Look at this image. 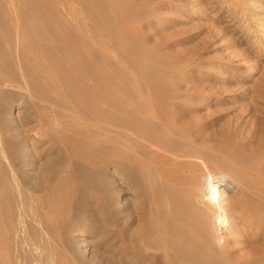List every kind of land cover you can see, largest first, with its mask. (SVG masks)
<instances>
[{
	"label": "rangeland",
	"instance_id": "rangeland-1",
	"mask_svg": "<svg viewBox=\"0 0 264 264\" xmlns=\"http://www.w3.org/2000/svg\"><path fill=\"white\" fill-rule=\"evenodd\" d=\"M62 32L67 41L55 42ZM262 33L264 0H0V170L16 173L17 189L2 191L16 195L7 203L15 218L13 264H128L120 256L132 253L143 264H166L165 255L175 251L181 264H264V215L239 219L242 207L225 217L215 213L216 222L208 215L205 229L193 227L200 237L175 236L174 223L151 227L155 215L173 207L163 191L180 188L167 178L183 182L187 171L133 131L125 133L122 103L141 107L137 92L165 98L164 121L142 120L157 144L188 138L184 147L210 161L201 171L203 181L213 172L205 196H215L220 207L240 201L244 192L230 163L220 162L217 142L241 146L256 133L254 147L264 138ZM64 42L71 43L68 56L60 53ZM87 64L109 78L115 107L101 99L89 109L84 96L102 91L74 70ZM161 122L166 130L155 131ZM221 174L227 176L218 182ZM258 191L245 193L255 200L245 210L264 206Z\"/></svg>",
	"mask_w": 264,
	"mask_h": 264
},
{
	"label": "bare ground",
	"instance_id": "bare-ground-1",
	"mask_svg": "<svg viewBox=\"0 0 264 264\" xmlns=\"http://www.w3.org/2000/svg\"><path fill=\"white\" fill-rule=\"evenodd\" d=\"M257 1V0H255ZM256 3V2H254ZM255 7V6H254ZM247 11V10H246ZM255 11V10H254ZM87 25V24H86ZM90 25V24H89ZM78 26V25H77ZM116 29V28H115ZM60 31V30H59ZM64 32V31H63ZM57 33L56 37H55V42H58V37H62L61 39H66L67 41V36L68 34H64V33ZM91 32V31H90ZM93 33V32H92ZM54 34V33H53ZM89 34V33H88ZM264 34V33H262ZM55 35V34H54ZM53 35V36H54ZM72 36V35H71ZM89 37V35H87ZM92 37V36H91ZM91 37H89L91 39ZM53 38V37H52ZM73 38V37H71ZM54 39V38H53ZM60 39V40H61ZM70 39V38H69ZM93 39V38H92ZM59 40V41H60ZM79 40V39H78ZM94 41V40H92ZM59 44V43H57ZM71 43H66L64 42V44H61L62 47L59 46L60 48V53H64V55L69 54L70 52V45ZM68 45V47H67ZM76 47V45H75ZM72 49V48H71ZM94 49V48H93ZM59 50V49H58ZM77 51H74V53ZM80 52V51H79ZM78 53V52H77ZM97 53V52H96ZM70 55V54H69ZM68 56V55H67ZM73 56V53H72ZM76 57V56H75ZM75 57H73L75 59ZM79 58V55L77 56ZM100 57V56H99ZM70 58V57H68ZM77 60V59H76ZM79 60V59H78ZM87 61V60H85ZM69 63H71L69 61ZM83 63V62H82ZM85 64V63H84ZM123 64V63H122ZM73 65V64H71ZM88 67H84L82 69V67L80 68H76V64H75V71H77L76 73H81L83 74L82 78H85L84 76H88L89 79L92 81L94 87L98 88L100 91H102V93L98 94H83L85 95L84 98L88 99V100H84V101H88L89 104V109H97L100 105V102L98 103V101H101V99H103L105 105H107L109 108H113L116 106V103L114 102L113 98H116L114 95H112V93L110 92V88L112 86L111 82L109 81V78L107 77V75H103V74H98L97 71L94 66H91L90 64H87ZM74 66V65H73ZM97 66V65H96ZM73 68V67H72ZM80 75V74H79ZM74 76V75H73ZM80 77V76H78ZM87 77V78H88ZM86 78V79H87ZM70 79V78H69ZM84 80V79H83ZM83 82V81H82ZM81 87V86H80ZM93 87V86H92ZM97 91V90H96ZM82 92V91H80ZM143 94L137 92L136 96L137 98L143 99V104L141 107H137V105L132 101V100H126L125 102L122 101V103H124V112L125 115L127 116V121L125 124V128L127 129H123L122 131H125V133H128L127 131L131 130L134 132L135 136L137 138H142L147 144H145L146 146H155L157 150H160L161 152H163V155H170L171 157H175L176 162L180 160V162L178 163V167L180 169H182V171H187V174L183 176V182H178L177 181V177L176 179L174 178L175 176L173 175L172 177H168L167 180H169L168 183L171 182L172 185H177L180 186V188H177L176 194L171 193V191H163V194L165 197H167V199L169 200L170 204L173 205V207L171 206V208H169V211L171 210V212L165 213L163 215H155V218H152V220L149 221L151 222V224H153L151 227H153L154 225H158L161 222H168V223H174L178 226L179 231L175 232V236H182V234L184 232H193V234H196L195 237L199 236L200 233H198L197 231L195 232L193 227H196L195 225H197V227H201V229H205L206 227V222H207V218L208 215H214L215 213H221L222 215L227 216V215H232V213L237 210L239 207H242L243 209L241 210L242 212V216L239 217V219H244L245 216H252L253 218L257 219V217H259V214L264 215V206L261 205V207L257 208L256 207H249L247 208V210H245V207H248L250 203H253L254 198L250 199V197L246 198V192L248 191V189H253L258 190V192H260V190H262V192H264V138L259 137L258 138V144L255 145L254 147L249 145V143L251 142V139H256V133L254 134H250L248 136H246V138H244L243 144L241 146H237L236 145V141L235 140H229L230 142H228V144L226 145V143L222 141L217 142L219 147V151L221 153V160H225L224 162L227 161V164L229 165L234 172V175L236 178L233 177L232 175V179L234 180V182L237 183V187L242 188V192H244V196H242V200L240 201H235L233 198V200L231 199L230 202L228 204H226L225 206H218V201L215 200V196L210 197V195L207 197V195L205 196L204 191L206 190L207 186L209 185H213V172H207V174L205 176L208 177V179L206 178L207 181H203V175L201 174L202 170L206 171V165L208 164L207 162V158L205 155H200V151L199 154L197 155L198 151L195 149H192L191 151L189 149L191 148H185L184 146H190L189 141L187 139H185L184 137L182 138V141L180 140V142H178L179 144L177 145H168L167 144H161L162 146L160 147L159 144H157L158 142L156 141V138L149 132L152 130L148 128V124H145L143 120V116H148V115H152V118H157L160 119L161 118V114H160V109H162V105L159 104L164 103V101L162 102L160 98V95L158 97L154 96V97H147L144 98L142 97ZM155 95V94H154ZM163 97V96H162ZM170 96H168L169 99ZM136 98V99H137ZM123 99V97H122ZM180 99V98H179ZM109 100V101H107ZM120 100V99H119ZM166 100V99H165ZM121 101V100H120ZM136 102V101H135ZM139 103V102H138ZM120 105V103H118ZM101 106V105H100ZM162 106V107H160ZM84 107V106H83ZM87 107V106H86ZM84 107V108H86ZM174 107V106H173ZM105 108V107H104ZM107 108V107H106ZM160 108V109H159ZM169 108V107H168ZM172 108V107H171ZM170 108V109H171ZM89 110V111H90ZM105 111H107L106 109H104ZM163 110V109H162ZM174 110V109H173ZM176 110V109H175ZM85 111L88 112V110L85 109ZM93 112V110H92ZM123 112V113H124ZM94 113V112H93ZM167 114V117L170 118V114L171 113H167L164 112L162 114V116L164 114ZM165 114V115H166ZM92 115V114H91ZM174 115V114H173ZM107 116V115H106ZM172 116V115H171ZM109 117V116H108ZM160 117V118H159ZM94 118V116H93ZM163 118V117H162ZM161 118V120H163ZM166 118V117H165ZM95 119V118H94ZM112 119V118H111ZM172 119V118H171ZM145 120V119H144ZM168 122H171L170 119H168ZM258 120V119H257ZM260 120V119H259ZM164 121V120H163ZM177 121V120H176ZM262 121V120H261ZM96 122V120H95ZM144 124H142V123ZM117 122H115L114 126L116 125ZM120 122H118L119 124ZM259 123V122H258ZM122 124V123H121ZM162 125H160V127L155 126L154 130L158 131L160 129H162L161 131L166 130L167 128V124L166 123H162ZM173 124V122H172ZM261 124V123H260ZM143 125V126H140ZM235 125V124H234ZM113 126V128H114ZM124 126V125H123ZM261 131L264 132V124L261 125ZM111 127V129H113ZM160 128V129H159ZM257 128V127H256ZM258 129V128H257ZM149 130V131H148ZM153 131V130H152ZM242 131V130H241ZM257 131V130H256ZM260 131V132H261ZM130 132V131H129ZM178 132V131H177ZM249 132V131H248ZM252 132V131H251ZM254 132V131H253ZM169 133V132H168ZM187 133V132H186ZM247 133V132H246ZM182 134V133H181ZM155 135V134H154ZM190 135V134H189ZM140 136V137H139ZM185 136V135H184ZM248 137V138H247ZM2 138V137H1ZM232 138V137H231ZM235 138V137H234ZM1 140V139H0ZM7 141V139H6ZM256 141V140H255ZM257 142V141H256ZM9 143V142H8ZM239 143V142H238ZM242 143V142H241ZM203 144V143H202ZM225 144V145H224ZM144 145V146H145ZM239 145V144H238ZM252 148V149H251ZM188 149V150H187ZM195 150V151H194ZM5 152V151H4ZM194 153V154H192ZM214 153V152H212ZM10 154V153H9ZM197 155V156H195ZM214 155V154H213ZM3 156V155H2ZM6 157V156H5ZM4 157V158H5ZM187 157H194L193 160L190 159L191 162H187L188 158ZM211 158H214L213 160H215V157L210 156ZM2 158V157H0ZM187 158L186 162L184 161ZM207 159V160H206ZM210 159V158H209ZM2 160V159H1ZM218 159H216V161H218ZM243 163V161H245ZM7 161V160H6ZM10 161V160H8ZM209 161V160H208ZM14 162V161H13ZM210 162V161H209ZM212 162V161H211ZM223 162V161H222ZM6 163V162H5ZM175 163V161H174ZM11 166L12 163L10 164ZM145 166V165H144ZM177 166V165H176ZM188 166V167H187ZM223 166V165H222ZM15 167V166H14ZM148 167V166H147ZM224 170H225V165L223 166ZM228 167V169L230 168ZM145 168V167H144ZM218 168H220L218 166ZM1 169V168H0ZM12 172L9 173H4L2 172V170H0V262H3L4 260H8L6 264H13V262L10 260L12 258V256L10 257V255L12 254V245L14 244V231L12 225L14 223V214H13V208L8 207V204L11 203L12 201L15 200L16 195L15 194H8L5 195L3 194L2 191L6 190H14L17 189V186L14 185L16 183L13 184V180L16 177V173L14 168H10ZM162 169V168H160ZM159 169V171H161ZM167 169V168H166ZM184 169V170H183ZM5 171V169H3ZM218 170V169H216ZM223 170V169H222ZM227 170V169H226ZM18 171V170H17ZM163 171V170H162ZM181 171V172H182ZM203 171V172H205ZM221 171V169L219 170ZM217 171V172H219ZM180 173V171H178ZM228 172V171H227ZM163 173V172H161ZM222 173V171H221ZM236 173V174H235ZM177 174V173H176ZM220 174V173H219ZM232 174V173H231ZM224 174H221L216 180H218V182L220 181V179L223 177ZM228 175V173H227ZM226 175V176H227ZM224 175V177H226ZM231 176V175H230ZM228 176V177H230ZM11 180H9V179ZM184 178L186 179V181L184 180ZM231 178V177H230ZM203 179V180H202ZM179 180V181H181ZM214 180V181H216ZM20 181V180H19ZM24 182V181H23ZM216 183V182H215ZM229 183V182H228ZM233 184V182H232ZM219 185V184H218ZM64 186V185H63ZM69 186V185H68ZM16 187V188H15ZM48 187V186H47ZM65 187V186H64ZM67 187V186H66ZM211 187V186H210ZM169 188V187H168ZM209 188V187H208ZM213 189V188H211ZM176 190V189H175ZM233 190V189H232ZM15 191V190H14ZM213 191V190H212ZM220 191V190H219ZM61 192V191H60ZM206 192V191H205ZM57 193V192H55ZM211 193V192H210ZM240 193V191H239ZM204 194V195H203ZM214 194V193H212ZM259 194V193H258ZM25 195V194H24ZM175 195V196H174ZM235 195V194H234ZM28 197V196H27ZM47 197V196H46ZM180 199H184V202L181 203L175 199L177 198ZM31 198V197H30ZM241 198V196H240ZM217 199V198H216ZM20 201V200H19ZM22 201V200H21ZM27 201V200H26ZM32 201V200H31ZM234 201V202H233ZM167 202V201H166ZM8 203V204H7ZM31 204V203H30ZM36 204V203H35ZM34 204V205H35ZM165 204V203H164ZM10 205V204H9ZM48 206V205H47ZM29 208H32L31 206L28 205ZM27 207V209H28ZM42 207V206H41ZM169 207V206H167ZM178 207H180L178 210ZM177 209V210H176ZM241 209V208H239ZM34 212V211H33ZM35 213V212H34ZM32 213V214H34ZM39 214V213H38ZM218 215V214H217ZM217 215L210 217L209 220L216 222L218 220ZM20 217V216H19ZM33 218V217H31ZM154 219L156 221H154ZM146 223V222H145ZM150 224V223H149ZM144 227L146 228L145 224H143ZM176 226V227H177ZM159 228V227H158ZM158 228H156L158 230ZM154 229V228H153ZM160 229V228H159ZM162 229V228H161ZM197 228H195L196 230ZM200 229V228H199ZM155 230V229H154ZM155 230V231H157ZM142 231H146L145 229H142ZM201 231V230H200ZM153 232V231H152ZM160 232V230H159ZM162 232V231H161ZM202 232V231H201ZM155 233V232H153ZM158 233V231H157ZM176 233L178 235H176ZM187 234V233H186ZM185 234V235H186ZM145 235V234H144ZM165 235V232L163 231V236ZM174 236V235H173ZM184 236V234H183ZM165 237V236H164ZM200 237V236H199ZM139 238V244L143 241V234L140 233L138 235ZM174 238V237H173ZM198 239V238H195ZM173 240V239H172ZM180 240V239H179ZM182 240V239H181ZM16 241V240H15ZM173 242V241H172ZM175 242V241H174ZM194 242V241H193ZM192 242V243H193ZM168 243V242H167ZM166 243V245H167ZM161 244V243H160ZM165 243H162V245H164ZM191 244L190 240H184L182 241V243H180V245L182 247H188ZM161 245V246H162ZM16 247V246H15ZM163 247V246H162ZM181 248V247H180ZM162 249V248H161ZM183 249V248H182ZM188 249V248H187ZM181 251V250H180ZM166 253V252H165ZM179 251H175V252H169L165 255V260H166V264H181L182 261L181 260H173V257L175 258V256L177 257ZM134 256V253L131 254V256H120V261L123 263H132V264H143L144 262L141 260V258L139 259L138 256ZM159 256V255H158ZM157 255L155 257H158ZM161 256V255H160ZM163 257V256H161ZM144 258V257H143ZM168 258H172V260H168ZM111 259L113 261L116 260V256L112 255L111 253ZM164 259V258H163ZM10 260V261H9ZM61 260V259H59ZM145 260V259H144ZM147 263V262H146ZM116 264V263H114Z\"/></svg>",
	"mask_w": 264,
	"mask_h": 264
}]
</instances>
